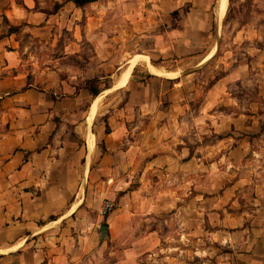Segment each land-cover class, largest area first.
Wrapping results in <instances>:
<instances>
[{
  "label": "crops",
  "instance_id": "obj_1",
  "mask_svg": "<svg viewBox=\"0 0 264 264\" xmlns=\"http://www.w3.org/2000/svg\"><path fill=\"white\" fill-rule=\"evenodd\" d=\"M56 1L61 5L51 10L41 0H0V25H6L0 34V264H151L146 255L162 251L161 222L182 220L186 208L198 211L183 218L189 228L203 227L208 237L231 243L218 264H264V130L252 135L242 131L254 123L209 121L223 133L211 150L232 144L218 160L227 158L222 169H234V175L193 191L196 169L214 179L217 159L206 163L212 151L194 150L195 120H180L173 111L184 102L170 97L169 108L163 107L164 94L182 86V74L161 62L195 68L212 57L208 37L225 15L219 17L222 0ZM68 9L74 19H65ZM4 16L28 29L48 28L57 17L59 25L76 30L64 39L61 57L70 63L59 88L38 85L22 69L17 32L6 33ZM102 28L120 30L121 48L132 54L122 62L124 70L130 66L122 87L131 89L139 65L149 76L138 74L146 79L131 89L125 105L99 118L96 101L101 92L121 88L116 81L124 71L104 88L99 80L92 83L97 95L91 91L92 79L110 76L115 63L122 66L114 56L116 34L107 42L109 54L100 48L94 33ZM106 197L118 204L108 215L100 211Z\"/></svg>",
  "mask_w": 264,
  "mask_h": 264
},
{
  "label": "rangeland",
  "instance_id": "obj_2",
  "mask_svg": "<svg viewBox=\"0 0 264 264\" xmlns=\"http://www.w3.org/2000/svg\"><path fill=\"white\" fill-rule=\"evenodd\" d=\"M218 1L214 0L215 4ZM56 2L59 1L41 0L42 7L48 9V5H51V10L57 7ZM227 6L228 9L225 13ZM223 10L222 13L225 15H222V20L213 28V34L208 37V47L211 50L213 49L214 53L207 62L201 63L195 68H192L190 63H180L178 67L174 61L161 62L162 67H177L182 74L179 78L182 86L172 93L167 92L164 94L163 107L169 108L170 97H173V99L179 98L180 101L184 102L183 106H178L173 111L179 113L180 120H195L194 150L197 154H203V152L209 154L212 151V155L205 157L206 163L211 159H217V162L213 165V168L218 170L213 175L214 179L207 175V171L206 169L203 170V167L196 169L193 191L201 185L212 182V180L215 184L223 183L225 179L228 180L230 173H233L231 176L234 175V169H222L224 165L226 166L225 160L227 158L224 157L218 160L220 159V153L223 150L228 151L232 144L224 145L221 152L216 145H214V150H211L212 143L223 133L212 130L214 127L208 124L209 121L214 124L212 120H242L239 126L254 123L252 127H245L248 131H245V129L242 131L252 135L258 132L261 133L264 130L262 128L264 124V0H227L225 7L223 3ZM67 12L69 13L65 19L69 20L68 17L74 19V10L68 9ZM112 16L116 19L119 15L113 13ZM57 19V17H54L53 20L56 21V24L52 21L51 24L53 25L48 26V28L28 29L27 26L22 25L20 31L17 32L19 39L17 48L21 55L22 69L30 73L38 85L47 86L52 83L54 89L59 88L58 81L68 75L67 68L64 66L65 64L69 65L70 62L68 59L61 57L65 53L64 39L68 40L76 36L75 29L59 25ZM85 19V16H83L82 20ZM4 25H0V34L6 29V25ZM81 33L84 37L91 36L88 32L85 34L83 29ZM115 34L119 38L117 44L120 49L115 52L114 56L116 60L120 58L122 66L118 68L119 63H115V68H112L110 76L92 79L93 83L99 80V85L103 88L114 82L117 74L124 70L127 65V63L122 62L132 55L130 52H124L123 47L121 48L123 37L120 30L106 28L97 29L94 33L100 42L103 53H108L107 47H110V45L107 42L111 37H115ZM78 35L80 36V34ZM136 39V36H133L125 43L129 44L130 41ZM71 47V45L68 46V50ZM139 50L140 48L136 52ZM83 63H85V60H83ZM114 65H111V67ZM134 73L131 89L139 84L140 79H146V77H139L138 74H147L144 65H139L138 70ZM147 76L149 75L147 74ZM128 88L129 85H125V87L109 92H101L104 95L100 99L97 116L101 118L104 112L110 114V112L118 111L122 105H125L131 91ZM186 103L188 106H186ZM88 110L83 111L84 117ZM234 125L232 129H235ZM260 127L261 130H259ZM223 131L221 130V132ZM252 143H254V147L257 146L255 141ZM259 143L262 144L261 148H264V142L259 140ZM249 149H251L250 143ZM219 168L225 170V172L220 171ZM136 182L133 181V184ZM193 194L189 193V196L191 197ZM106 200L114 202V206L109 212L103 213L101 207ZM182 203L187 202L182 201ZM117 206L115 199L106 197L101 204L100 211L102 214L108 215ZM183 207L187 206L184 205ZM246 207L251 208L252 206ZM228 210L236 211L238 207H230ZM187 212H194L196 215L198 213L197 208L195 210L183 209L180 212L182 220L187 216ZM182 220L171 221L169 219L161 222L160 228L163 236L160 245L162 251L148 254L146 259L151 264H169L171 262H180V264H218L217 260L220 258V253L229 250V244L231 243L229 241L214 240L208 237V233L203 227L193 225L189 228ZM187 229H195V231L187 234ZM229 253L226 255L232 256V252Z\"/></svg>",
  "mask_w": 264,
  "mask_h": 264
},
{
  "label": "trees",
  "instance_id": "obj_3",
  "mask_svg": "<svg viewBox=\"0 0 264 264\" xmlns=\"http://www.w3.org/2000/svg\"><path fill=\"white\" fill-rule=\"evenodd\" d=\"M74 1H75L76 4H78V5H84L85 3L90 2V1H93V0H74ZM56 3H57V4H56L57 7L61 5L60 2H56ZM4 17H5L6 22L9 23L7 17H6V16H4ZM9 24H10V23H9ZM19 31H20V26H19V25L10 24V25H9V28H8V30H7L6 33L10 34V33H12V32H19ZM4 34H5V32L2 33L1 36L4 35ZM92 83H93L92 80L88 83V84H89V87H90L91 91H92L94 94L97 95V94L99 93L100 89H98V87L94 86ZM108 88H110V87H108ZM108 88H106V89H108Z\"/></svg>",
  "mask_w": 264,
  "mask_h": 264
},
{
  "label": "bare ground",
  "instance_id": "obj_4",
  "mask_svg": "<svg viewBox=\"0 0 264 264\" xmlns=\"http://www.w3.org/2000/svg\"><path fill=\"white\" fill-rule=\"evenodd\" d=\"M222 2L224 3V7H225V5H226V3H227V0H222ZM223 12H224V10H223ZM222 15H223V13H221L219 17L221 18ZM136 58H137V57H136ZM150 68H151V70H152L153 72H155V73H158V74H162V73H163L162 70H160V69H158V68H156V67H154V66H150ZM129 70H130V66L127 67V69L124 70V71L122 72L121 76H120V77L118 78V80L116 81V86H117V87H122V86L125 84V82H126V80H127V78H128V74H129V72H130ZM99 101H100V99H98V100L96 101L95 105H94V110H95V111L97 110V108H98V106H99Z\"/></svg>",
  "mask_w": 264,
  "mask_h": 264
},
{
  "label": "built area",
  "instance_id": "obj_5",
  "mask_svg": "<svg viewBox=\"0 0 264 264\" xmlns=\"http://www.w3.org/2000/svg\"><path fill=\"white\" fill-rule=\"evenodd\" d=\"M113 206L114 202H112L111 200H106L102 205L101 210L103 213H107L113 208Z\"/></svg>",
  "mask_w": 264,
  "mask_h": 264
},
{
  "label": "water",
  "instance_id": "obj_6",
  "mask_svg": "<svg viewBox=\"0 0 264 264\" xmlns=\"http://www.w3.org/2000/svg\"><path fill=\"white\" fill-rule=\"evenodd\" d=\"M106 228V224H102L101 226V232L104 234V229Z\"/></svg>",
  "mask_w": 264,
  "mask_h": 264
}]
</instances>
